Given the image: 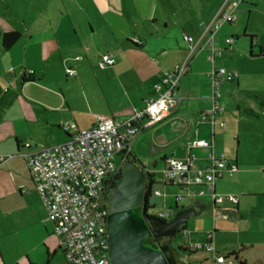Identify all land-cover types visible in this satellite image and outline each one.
<instances>
[{
  "label": "rangeland",
  "instance_id": "374dc122",
  "mask_svg": "<svg viewBox=\"0 0 264 264\" xmlns=\"http://www.w3.org/2000/svg\"><path fill=\"white\" fill-rule=\"evenodd\" d=\"M166 2L171 3L175 10L164 11L160 0H0V30L2 32L23 31L22 38L10 51L0 52V114L6 120L4 126L0 127L2 141L0 147V254L3 264H64L62 255L56 249L57 241L53 235L52 224L46 219L44 205L32 192L33 185L28 177L22 155L26 150L20 146L19 154L16 156L13 152H7L8 149L13 148L15 140L14 136H10V139L7 137L10 135L8 133H13L11 130L20 123L18 116L14 114L17 112L26 118V125L30 127L29 133L18 134L17 140L24 147L25 143L31 145V148H34V145L39 148L60 143L63 139L62 130L48 132V129H41L40 122L44 114L39 101L43 94L41 90L57 93L59 88L64 93L65 88L62 84L66 78L63 69L61 67L59 69L60 57L64 63L70 62L79 66L85 64L84 68L88 66L85 61L78 62L74 59L76 55L74 51H83L79 43L67 46L68 52L61 49V56L56 54L53 57L54 61L47 59L50 68L46 72V77L37 78V74L35 76V79H42V84L35 82L25 85L23 97L18 93L22 69H25L27 78L32 75L29 70H35L34 63L38 58V50L42 49L41 39L55 33L59 41H68L71 35L70 30L73 29L69 21L73 23L77 34L82 37L80 26L86 30L87 20L96 22L97 18L107 19L111 16L108 9H115L117 13H120V17L113 16V18L123 22L125 33L130 35H133L134 31L144 33L149 22L154 18L167 20V15H170L177 23L186 22L188 0H166ZM181 5L183 13L177 11ZM242 7L246 9L243 15L240 16V10L235 12L234 23L229 26L223 25L215 36L216 43L221 47H224L225 37L232 38L231 48L230 45H226L227 51L222 57L216 58L215 67L237 71L238 80L248 85L246 89L235 83L229 86L233 90V96L224 95L220 99V114L215 119L217 125L215 135L222 139L216 142L215 154L222 153L233 157L235 150L237 153V169L233 172L226 171L224 180L234 183L240 205L238 212L232 208L218 211V218H220L217 220H222L223 226L218 225L216 220L217 229L214 234L212 233L211 238L215 252L193 250L194 245L199 243L203 245L209 241L208 233L214 230L215 217L210 211L211 198L208 194L199 196L197 199L205 206L204 211L200 215L191 216L186 223V230L180 227L172 240V246L178 252L179 264H264V113H262L264 107L261 108V102L255 100L257 95L264 98V56H262L264 54V0L247 1L240 4L238 9ZM210 10L200 13L197 22L204 23L201 14L207 15ZM191 21L192 24H197L194 18L189 20L190 23ZM120 28L122 31L123 26ZM155 28L159 26L155 24ZM248 33L256 36L257 46L260 49L253 46L252 55L257 57H250L248 50L245 51L242 48L243 44L245 46L244 41L249 40ZM101 41L99 33H96L88 42L90 49L85 51L99 80H102L105 74V66L100 64L104 49ZM84 59L86 60L85 57ZM75 69L77 73L83 72L77 65ZM85 72V76L89 78L88 85L95 83L94 73L91 70ZM52 79L59 82L58 86L49 83ZM66 81L67 84H73L76 79L67 76ZM79 92L78 90L77 93ZM19 97L24 100L21 106L18 104ZM26 102L33 107L31 112L34 117L27 115ZM74 102L79 103L80 99L76 97ZM252 102L254 106H251ZM244 109H250L251 113L258 114L260 120ZM180 115L183 117L189 115V110L183 109ZM222 122L225 125L223 129L219 128ZM64 123L71 122L64 121ZM21 124L24 126L23 123ZM180 124L181 122L174 118L167 119L139 133L130 150L136 164L141 165L153 175L151 189H159L163 193L161 196L152 195L148 199L149 212L153 215L164 212L168 205L173 203V196L181 193L178 186L163 185L161 180L163 168L161 157L169 152L175 143L181 142L182 137L188 135V133L183 135L178 130ZM205 130L208 129L205 128ZM207 152H209L207 149L193 150L197 157L195 159L197 167L203 168L204 160L201 157ZM119 160V156H116L115 162L119 163ZM18 189L22 191L21 196L17 193ZM173 216L174 213L167 219L170 220ZM214 254L223 256V262H215ZM2 262L0 261V264Z\"/></svg>",
  "mask_w": 264,
  "mask_h": 264
},
{
  "label": "crops",
  "instance_id": "0c3cea01",
  "mask_svg": "<svg viewBox=\"0 0 264 264\" xmlns=\"http://www.w3.org/2000/svg\"><path fill=\"white\" fill-rule=\"evenodd\" d=\"M225 1L226 0H188L186 6L188 14L185 16L186 22L177 23L174 20H172L170 15H167L168 17L167 20L164 19L157 20L154 18L149 22V25L146 27L144 33L134 31L133 35H130L129 33H125L124 23L120 22V20L118 21L117 19L113 18V16L114 17L121 16L119 12L117 13V11H115V9H108V13L111 16L108 17L107 19L97 18L96 22H94V20L92 21L87 20L86 28H85L86 30H83L82 26H80V32L82 37H80L79 34H77V31L74 29L73 23L69 21L70 26L73 27V29L71 28L70 30L71 35L68 41L66 40L63 42L59 41L55 36V33H51L50 37L47 36V38L41 39L42 49L38 50L39 51V54L37 56L38 58H36L37 61L34 63L35 70L33 71L32 75L27 78L25 69H22L20 73V89L18 90V93L23 97L22 92L24 87L31 85L35 82L37 84H42V79H35V76L37 74L38 76L37 78L46 77V72L47 70L49 71L50 68L48 67V63H47L48 58L49 61L50 60L54 61L53 57L56 54L61 56L60 55L61 49H64L66 52H68L69 49L66 48L67 46H73L74 43L80 44V47L83 49V51L82 52L74 51L76 52L74 59L75 61L78 62L85 61L88 67L84 68V66H86L85 64H82L83 66H79L78 64H73L70 62L64 63V61L60 57V62L59 64L57 63L59 65V69L60 67L63 69L66 79L67 76H71L76 79V82L73 81V84L71 83L67 84L68 82L65 79L62 84V87L65 88L64 93L60 91L58 87L57 88L59 92L57 93L54 91L48 93L45 92L44 90H41L43 94L39 99L40 106L44 109L43 119L40 122V124H42L41 129L42 130L48 129L47 130L48 132H53V131L57 132L59 130H62L63 131L62 141H65L68 138V135L71 133V131L63 130L62 127H60L59 125L60 122L70 121L71 123L76 124L77 128L82 129V128H89L90 126H92L95 123L98 116H109L114 118L115 120L126 119L134 111L139 110L143 106L145 100L148 97L155 95L153 85L160 80V78L163 76L165 71L172 69L176 65H181L183 63H186V73L184 74L181 80V85H180L181 98L178 104L173 109V111L168 116H166L162 121L149 126L144 131L149 130V128L155 127L156 125L164 122L167 119L174 118L176 119V121L181 122V124L178 125V130L181 131L183 135H186L187 133L188 135L182 137L183 140L181 142L175 143L172 149L163 155L164 158L166 156L180 157L186 155L188 151L187 142L188 140L194 138H202L206 140L212 139L215 150V145L217 140L218 142L222 140L221 138H217L215 135V129L217 127L215 119L216 116L219 115L220 113L215 114L214 127L212 128L208 121L209 111L211 110L212 107L211 86H210L208 73L211 67L215 66L216 58L222 57L223 54L227 51V48H225L227 45L225 39L223 40L224 47H221L216 43L215 36L223 25L225 24H228V26L232 25L234 23L235 17L232 22H223L219 26V28L214 31L213 46H210L207 43V39L209 36L208 34H205V29L211 23L214 17L217 15V13L219 12L220 8L222 7ZM160 3L164 11L175 10L172 4L171 3L168 4L166 0H160ZM238 8L233 12L234 16H235L234 14L235 12L240 10V16H241L246 10L245 7H242V9H238ZM178 9L179 10L177 11L183 13L182 5ZM204 10H210L207 15L201 14L203 15L204 23L202 21L197 22L198 18L200 17L199 16L200 13H202ZM192 18L195 19V22L197 23L196 25L192 24V21L191 23L189 22V20ZM155 24H157L159 28L156 29ZM121 26H123L122 31L120 28ZM96 33H99V38L100 40H102L101 42H103L104 49L101 54L109 53L115 59L114 64L107 65V67L109 68L105 66V70H104L105 74L102 76L101 78L102 80H99L97 74L94 73L91 67V61L88 59L89 57L87 56V53H85L86 50L88 51L90 49V45L88 44V42L91 41V39L93 38V36L96 35ZM250 35H254V34H250V33L247 34V36H249V40L244 41L245 46L243 44L242 48L245 49V51L248 50L250 57H257L256 55H252L254 52L252 50V47L255 46V44L257 45L256 36L254 35L255 38L251 39ZM184 36H190L191 40H185ZM28 38H30V36ZM134 39H139L141 40L142 43L136 44L134 42ZM199 40H200V45L192 54V56L189 57L191 47L195 46ZM234 41L235 40H233V42ZM17 42L8 50L3 51L0 49V52L6 53L10 51L17 44ZM84 42H86V44ZM246 44L248 45L247 48H246ZM228 45H230L231 48V44ZM76 56H81V58L76 59ZM262 56H264V54ZM27 57L28 56H26V58ZM84 57L86 58V60L84 59ZM54 65H56V63H54ZM76 65L78 66L79 69H82L83 71L82 73H77L75 69ZM66 68L73 69L75 74L74 75L67 74ZM87 70H91V72L94 73L95 83L92 82L90 85H88L89 78L85 76L86 75L85 71ZM23 73H25L24 76L25 79L22 76ZM238 77L234 82L224 83L222 87V97L224 95L229 97L233 96V90L230 89L229 86H232L234 83L236 85H240L244 89L248 88V85L246 83H242L241 81H239ZM49 83H53L55 84V86H58L59 82H56L52 79ZM78 90L80 91L79 92L80 94L77 93ZM22 97L18 98L19 99L18 104L20 106L23 105L24 102V100H22ZM76 97L80 99L79 103L74 102ZM255 100L261 102L260 103L261 108L264 107V98H261L257 95L255 97ZM250 104L251 106H254L253 102ZM26 108L28 109L27 115L30 117H34L32 115L33 112H31V110L33 109L31 104L26 102ZM183 109H186V111L189 110V115L185 117L181 116L180 114L183 111ZM244 111L250 112L252 116H256L255 118L260 120V116L258 114L256 115L254 113H251L252 110L244 109ZM262 113L264 112L262 111ZM14 114L18 116L17 118L18 121H20V123L15 127V129L11 130L13 133H8L10 135L7 137V139H10L11 138L10 136H14L15 140H14L13 148L8 149L7 152L9 153L13 152L15 153L16 156L19 154L20 146L22 149L27 150V148L24 147L17 140L19 136L18 134L22 132L29 133L30 127L29 125H26L27 120L26 118H24L22 114H18L17 112H14ZM206 114H208L207 118H203V115ZM5 123H6L5 118L0 114V127H3ZM21 123H23L24 126ZM205 128H207L208 130H205ZM135 138L131 143V147ZM1 146H2V141L0 138V147ZM31 147L32 146L30 145V148ZM33 147L37 148L36 145H34ZM196 149H200V150L207 149L209 151L208 148H202V147L194 148L193 150ZM207 153L203 155V157H201V159L204 160L202 166L203 168L206 167V165L208 164V160L206 159ZM163 157H161L162 162L164 160ZM228 157L237 166L236 150L233 153V157L231 156ZM133 159L134 158H132L130 155L129 160L136 163ZM24 164L26 165L25 159H24ZM27 172H28V177L33 185L32 192L38 196L34 188L32 179L29 175L28 168H27ZM224 173L221 178L216 180L215 191L221 194L234 193L237 196L238 202L237 204H230L229 202L225 201L222 204L214 205L213 201L210 199L211 200L210 211L212 215H214L215 217L213 220V226H214V230L212 232L213 234L214 232H216L217 224L220 225L221 227L223 226L222 225L223 221L217 220L220 218V217L218 218L219 216L218 211L222 209L232 208L233 210L238 212V208L240 205V198L235 192L236 189L234 188V183L224 180ZM178 188L180 189L181 192L178 195L184 196L185 190L180 187ZM17 193L19 196H21L22 195L21 189H18ZM197 198H198L197 196L196 197L184 196V198L180 201V203L175 207L177 210H179L182 208L194 206L195 202H200L198 201L199 199ZM203 211L204 209H202L200 213L197 215H200ZM172 213H174V211H172ZM216 220L218 221L217 224H216ZM186 223L180 226L184 229V231L186 230ZM53 235L57 241L54 232ZM56 249L60 252L63 258V254L58 246H56ZM0 261L2 262L1 254H0ZM63 263H64V259H63Z\"/></svg>",
  "mask_w": 264,
  "mask_h": 264
},
{
  "label": "built area",
  "instance_id": "2783aa9c",
  "mask_svg": "<svg viewBox=\"0 0 264 264\" xmlns=\"http://www.w3.org/2000/svg\"><path fill=\"white\" fill-rule=\"evenodd\" d=\"M252 0H226L217 15L206 27L207 43L213 46L214 31L223 22L234 20L233 12L240 3ZM191 40L190 36H184ZM136 44L141 40L134 39ZM225 42L231 44L232 38ZM200 45L191 47L189 57ZM81 56H76L80 59ZM115 59L111 54L101 55L102 66L112 65ZM69 75L75 72L66 68ZM32 74L33 71L29 70ZM186 73V63L176 65L164 72L153 85L155 95L148 97L143 106L128 118L115 120L109 116H98L89 128H77L74 123L60 122L65 131H71L65 141L53 146L30 148L25 143L26 152L22 153L34 188L40 197L46 219L53 226L57 246L63 254L64 264H109L107 259L108 244L106 216L109 208V190L122 164L129 159L133 139L149 126L162 121L178 104L180 85ZM208 77L211 86L212 107L209 111V123L214 127V116L220 113V99L224 83L234 82L238 73L222 67L212 66ZM208 114L203 115L207 118ZM220 128L225 127L220 123ZM208 148L204 168L195 165L194 148ZM187 154L184 156H166L161 171L162 184L176 185L185 190V197H199L208 194L214 205L229 202L237 204L236 194H221L215 191V182L226 171L233 172L237 166L225 154L216 155L212 139L194 138L187 142ZM119 156V163L115 157ZM153 181V180H152ZM151 195L161 196L159 189H153ZM173 196V204L156 216L169 217L173 207L184 198ZM225 217V216H224ZM212 232L203 245H194L193 250L214 251L211 241ZM214 261L223 262L224 257L214 254Z\"/></svg>",
  "mask_w": 264,
  "mask_h": 264
},
{
  "label": "water",
  "instance_id": "95a60500",
  "mask_svg": "<svg viewBox=\"0 0 264 264\" xmlns=\"http://www.w3.org/2000/svg\"><path fill=\"white\" fill-rule=\"evenodd\" d=\"M153 175L139 164L122 167L121 177L108 195L106 216L109 264H179L171 244H159V237L173 238L188 218L205 208L203 203L177 210L167 221L148 214V192Z\"/></svg>",
  "mask_w": 264,
  "mask_h": 264
},
{
  "label": "trees",
  "instance_id": "16d2710c",
  "mask_svg": "<svg viewBox=\"0 0 264 264\" xmlns=\"http://www.w3.org/2000/svg\"><path fill=\"white\" fill-rule=\"evenodd\" d=\"M23 35V31L20 30H11V31H7V32H2L0 30V49L5 51L8 50L10 47H12ZM250 38L253 39L255 38L254 35H250ZM255 46H257L255 44ZM259 49L260 47L257 46ZM23 78L25 76V73H23ZM25 79V78H24ZM164 159V157H163ZM120 176V172L119 174L115 177V180H118ZM115 182H112V186H114ZM232 254H236V253H232ZM229 255V254H227ZM241 263H243V261H241Z\"/></svg>",
  "mask_w": 264,
  "mask_h": 264
},
{
  "label": "flooded vegetation",
  "instance_id": "af4514ba",
  "mask_svg": "<svg viewBox=\"0 0 264 264\" xmlns=\"http://www.w3.org/2000/svg\"><path fill=\"white\" fill-rule=\"evenodd\" d=\"M129 162H132V161H130L129 159L126 160V161L122 164V166L120 167V169H119V172H120L119 179H120V177H121V170H122V167H123L125 164L129 163ZM133 163H134V162H133ZM135 164H136V163H135ZM143 171H144V172H148V171L145 170L144 167H143ZM119 179H118V180H119ZM118 180L115 181L114 185L117 184ZM112 187H113V186H111L110 189H111ZM151 191H152V189L150 188V191L148 192V199L150 198V196H152V195H151ZM109 192H110V190H109ZM109 197H110V196H109ZM148 206H149V203H148ZM148 214L152 215V216L154 217V219H158V217H157L156 215L151 214L149 211H148ZM159 219H161V218H159ZM161 220L167 221L168 219H161ZM173 238H174V237H173ZM173 238L168 239V238H166V237H159L156 241H158L159 244H171V245H172V240H173Z\"/></svg>",
  "mask_w": 264,
  "mask_h": 264
}]
</instances>
